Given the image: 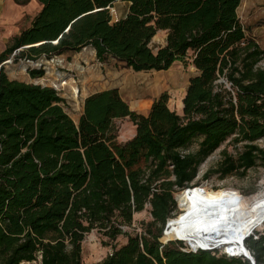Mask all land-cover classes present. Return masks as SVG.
Instances as JSON below:
<instances>
[{
	"label": "trees",
	"instance_id": "16d2710c",
	"mask_svg": "<svg viewBox=\"0 0 264 264\" xmlns=\"http://www.w3.org/2000/svg\"><path fill=\"white\" fill-rule=\"evenodd\" d=\"M35 1L41 9L30 27L0 53V264H82V243L93 231L111 246L100 264H251L216 251H184L185 242L164 244L163 236L169 222L168 238H178L175 195L196 190L199 167L229 139L241 152L222 151L203 180L243 178L264 166L257 145L264 139V49L237 15L241 0ZM117 2L128 11L113 21ZM159 33L165 44L155 50ZM86 47L100 63L112 58L135 72L192 66L181 113L169 109L163 93L146 116L137 114L112 89L87 97L76 124L53 89L12 81L2 65L13 53L17 63ZM42 64L50 82L57 64ZM53 76L56 90L76 100L79 77L72 76L75 88L68 75ZM124 119L135 135L120 143L115 122ZM146 206L152 220L143 233L125 232ZM121 236L124 245H111ZM244 248L264 264V230Z\"/></svg>",
	"mask_w": 264,
	"mask_h": 264
},
{
	"label": "rangeland",
	"instance_id": "374dc122",
	"mask_svg": "<svg viewBox=\"0 0 264 264\" xmlns=\"http://www.w3.org/2000/svg\"><path fill=\"white\" fill-rule=\"evenodd\" d=\"M253 3L250 5L247 1L243 2L237 11V15L248 30V37L254 39L264 49V0H253ZM113 10L114 12L110 11V13L113 21H115L123 14L124 8L118 5ZM39 11L40 6L35 0H28V3L24 6L18 5L14 0H0V53L12 45L13 38L18 37L21 32L30 27L32 19ZM164 44L165 36L162 33H159L151 42L155 50L164 46ZM92 50L87 47L86 50H82L79 53H68L57 57L53 60L57 65L51 66L53 75L66 74L69 76L68 82L70 85H74L75 88V84L79 85V93L76 100H73L67 93L58 92L54 89L64 101L65 112L76 124L82 113V98L87 92L92 90L106 91L116 89L131 111L144 116L148 114L152 102L161 94L166 93L168 95L167 106L169 109L181 113V102L185 95L188 81L195 74L192 66H185L183 63L177 62L167 71L135 72L124 63L112 58L100 63L96 59L95 53H92ZM85 59L89 60L90 64L84 65L82 62L86 61ZM74 61L75 64L72 65ZM24 66L25 63L22 61L18 63H13L12 61L6 64L5 72L8 79L53 88L51 81L53 82L56 79L53 75H50L49 80L51 81H46L48 71L47 69L45 71L44 66L40 68L29 67V71L42 69L45 71V76L38 79H32ZM259 66H264V62H261ZM23 67L25 68L24 71ZM72 76L74 78L79 77L75 84L72 81ZM115 125L118 132V142L126 143L134 137L135 127L128 119L117 120ZM229 141L230 139L199 167L198 177L193 183V185L198 187L194 192L199 193L200 196L207 200L220 202H245L254 196L264 194V166L261 165L248 170L243 178H239L236 175L226 178L212 175L207 180L202 179L207 171L219 164L222 159V151L226 150L227 154L232 157H236L241 152V145L233 146L229 144ZM257 145L264 149V139L259 140ZM188 196L189 192L186 191L175 195L176 203L179 201L176 206V217L180 211L182 216L190 208V206L180 203L181 199H185L189 203ZM178 206H180L181 210H179ZM151 220L150 208L146 206L143 212L134 215L132 225L125 227L123 230L130 234H142L144 230L143 224ZM262 230H264V222L257 225L251 232H253L252 235H255L256 232H261ZM175 234L177 235L176 230ZM126 241L127 239L121 236L111 245L120 247ZM223 249L224 247L215 250V254L218 257L223 254L226 255V248ZM184 251H191V249L185 248ZM110 253L111 246L108 239L102 233L93 231L84 238L82 243V264H100ZM237 258L240 259L242 257L239 255ZM32 264H39V261Z\"/></svg>",
	"mask_w": 264,
	"mask_h": 264
},
{
	"label": "bare ground",
	"instance_id": "6f19581e",
	"mask_svg": "<svg viewBox=\"0 0 264 264\" xmlns=\"http://www.w3.org/2000/svg\"><path fill=\"white\" fill-rule=\"evenodd\" d=\"M188 192L190 208L178 219L176 232L179 239L187 242L191 252L201 248L216 247L217 250L224 247L232 248L228 251L229 256L244 258L243 254L248 255L245 241L242 245L241 239L264 222V194L245 202H220L207 200L194 191ZM165 236L168 241L176 240L169 239L168 233Z\"/></svg>",
	"mask_w": 264,
	"mask_h": 264
},
{
	"label": "built area",
	"instance_id": "2783aa9c",
	"mask_svg": "<svg viewBox=\"0 0 264 264\" xmlns=\"http://www.w3.org/2000/svg\"><path fill=\"white\" fill-rule=\"evenodd\" d=\"M111 12H114V10L113 9H111ZM87 48V47H86ZM86 48H83L82 50H86ZM91 48V47H90ZM92 49V48H91ZM81 50V51H82ZM94 51V50H93ZM94 53H95V51H94ZM14 56H15V53H13L2 65H3V67H4V69H5V65L6 64H9V63H11L12 61H13V63H14ZM57 57H60V56H55V57H52V58H50V59H47V58H45V57H41L40 59H38V60H36V61H30V60H20L19 62H24L25 63V66L24 67H26V70L28 71V74H29V67H31V66H34L35 68L36 67H41V66H44L42 63H44V62H52L53 60H55ZM18 63V62H17ZM44 68H45V71H46V67L44 66ZM33 71V70H32ZM36 71H43V76L42 77H44L45 76V74L46 73H44L45 71L42 69V70H36ZM42 77H40V78H42ZM36 79H38V78H36ZM47 81V80H46ZM34 85H37V84H34ZM37 86H41V87H44V86H42V85H37ZM53 86V85H52ZM51 89H56L54 86H53V88H51ZM55 91V90H54ZM56 93H57V91H55ZM59 92V91H58ZM59 96V95H58ZM195 253V252H194Z\"/></svg>",
	"mask_w": 264,
	"mask_h": 264
},
{
	"label": "water",
	"instance_id": "95a60500",
	"mask_svg": "<svg viewBox=\"0 0 264 264\" xmlns=\"http://www.w3.org/2000/svg\"><path fill=\"white\" fill-rule=\"evenodd\" d=\"M186 192H188L189 191V189H186L185 190ZM168 228H169V223L167 222V224H166V226H165V230H164V232H163V236L164 235H166L168 232H167V230H168ZM252 235V233H250L249 235H247L245 238H243L242 239V245H243V241H245V240H247L250 236ZM173 241H175V240H169V241H166L164 244H166V243H168V242H173ZM176 241H181V242H183L182 241V239H179V238H177L176 239ZM163 243V242H162ZM220 246V245H219ZM218 246V247H219ZM216 248V247H215ZM215 248H201L200 250H202V251H215ZM229 250H232V248H226V256L227 257H229V258H235V257H233V256H229V254H228V251ZM242 250H244L243 249V247H242ZM195 252V251H194ZM193 252V253H194ZM243 257L246 259V260H248L251 264H255V261H254V259L251 257V255L249 254V252H248V255H244L243 254Z\"/></svg>",
	"mask_w": 264,
	"mask_h": 264
},
{
	"label": "crops",
	"instance_id": "0c3cea01",
	"mask_svg": "<svg viewBox=\"0 0 264 264\" xmlns=\"http://www.w3.org/2000/svg\"><path fill=\"white\" fill-rule=\"evenodd\" d=\"M245 1H247V3H249L250 5L254 4V3H253V0H241L240 7H241L242 3L245 2ZM254 1H256V0H254ZM118 5H121V6H123V8H124V12H123V14L119 17V19H121V18H123V17L127 14V11H128V5H127L126 3H123V2H117V3L115 4V8H116V6H118ZM240 7H239V8H240ZM239 8H238V9H239ZM40 9H41V7H40ZM32 20H33V19H32ZM116 20H118V19H116ZM31 22H32V21H31ZM162 34H163V36H165L164 33H162ZM89 90H90V89H89ZM99 92H103V90H92L91 92H87V94L82 98V101H81V103H82V107H83L84 100H85L87 97H89L90 95H93V94L99 93ZM80 115H81V114H80Z\"/></svg>",
	"mask_w": 264,
	"mask_h": 264
}]
</instances>
